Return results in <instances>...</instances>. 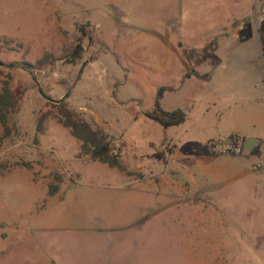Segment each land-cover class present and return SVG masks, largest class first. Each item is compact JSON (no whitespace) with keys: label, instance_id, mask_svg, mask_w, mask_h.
I'll return each mask as SVG.
<instances>
[{"label":"rangeland","instance_id":"1","mask_svg":"<svg viewBox=\"0 0 264 264\" xmlns=\"http://www.w3.org/2000/svg\"><path fill=\"white\" fill-rule=\"evenodd\" d=\"M263 9L264 0H0V38L13 42L0 44V86L20 96L10 135L0 126V264H264V165L206 150L241 126L217 85L262 64L256 38L238 36L245 23L264 32ZM80 26L88 36L74 60ZM212 44L218 66L193 68L199 57L185 51L202 56ZM46 54L58 61L18 66ZM160 86L172 88L161 108L183 110L184 125L145 118ZM63 100L115 142L123 171L78 158L80 142L55 119Z\"/></svg>","mask_w":264,"mask_h":264},{"label":"trees","instance_id":"2","mask_svg":"<svg viewBox=\"0 0 264 264\" xmlns=\"http://www.w3.org/2000/svg\"><path fill=\"white\" fill-rule=\"evenodd\" d=\"M264 28V23L262 24ZM79 32L82 37L78 39L79 44L83 42L84 38L87 37V33L84 26L79 27ZM253 28L250 23H245L240 34L238 36V41L240 43H247L252 39ZM12 41L6 38H0V44L3 48L12 50L9 46L12 45ZM215 44L210 45L207 49L203 50V55L199 56L196 50L185 51V56L187 60L193 63L196 56L199 57L197 63H193L192 67L200 65V63H205L208 60H212L214 64L219 62L216 57L215 50L212 49ZM81 52V44L78 45L73 53L72 58L78 60ZM69 56V55H68ZM58 60L51 54H46L35 64L23 62L18 66L22 67L33 73L35 70H40L48 66H53ZM0 67H4V64L0 61ZM169 91V89L161 88L157 93L154 109L151 112L145 113V118L155 125H158L164 130L171 128H178L186 122V113L183 110H175L172 112H166L161 108V101L164 94ZM67 98V96H66ZM20 105V96L12 90L9 82L3 81L0 86V126L6 136L10 135V120L12 116L18 111ZM56 121L63 128L69 130L72 137H74L78 142H80V153L78 158L87 157L93 162H98L100 164L108 166L110 169H118L123 171L122 167V157L121 151L116 149L115 142L109 138L102 130L94 129L88 124L81 115L76 114L68 109V105L65 100L60 102L58 108V113L55 117ZM43 120H41L40 125L37 128L39 134L43 133ZM159 159L163 158L162 155L158 156ZM54 184L50 185L48 197L55 196L60 191V186L62 180L60 177H56Z\"/></svg>","mask_w":264,"mask_h":264},{"label":"crops","instance_id":"3","mask_svg":"<svg viewBox=\"0 0 264 264\" xmlns=\"http://www.w3.org/2000/svg\"><path fill=\"white\" fill-rule=\"evenodd\" d=\"M257 40L260 50L262 64L258 63L250 66L243 72L232 73L225 79L218 82V90H226L227 95L223 97V101L227 104L223 112L231 111L232 117L237 119L239 124H243L244 128L239 126L234 129V133L243 137L244 157L258 158L261 167L264 165V32L253 30V36ZM250 40V41H251ZM208 64L203 62L196 67H202ZM218 66V65H217ZM216 64L210 63V68L217 67ZM208 68V70H210ZM185 80H188L186 77ZM161 88L172 90L171 87L160 86ZM168 91V92H169ZM165 96L163 97V99ZM162 99V101H163ZM161 101V102H162ZM185 124V123H184ZM183 124V125H184ZM253 129L250 131L249 129ZM211 139H208L209 141ZM206 141V142H207Z\"/></svg>","mask_w":264,"mask_h":264},{"label":"built area","instance_id":"4","mask_svg":"<svg viewBox=\"0 0 264 264\" xmlns=\"http://www.w3.org/2000/svg\"><path fill=\"white\" fill-rule=\"evenodd\" d=\"M243 139L239 135H232L228 138H219L211 140L206 144V150L222 155H241L244 151ZM261 168L260 164L256 165V169Z\"/></svg>","mask_w":264,"mask_h":264},{"label":"water","instance_id":"5","mask_svg":"<svg viewBox=\"0 0 264 264\" xmlns=\"http://www.w3.org/2000/svg\"><path fill=\"white\" fill-rule=\"evenodd\" d=\"M263 12H264V9H263Z\"/></svg>","mask_w":264,"mask_h":264}]
</instances>
